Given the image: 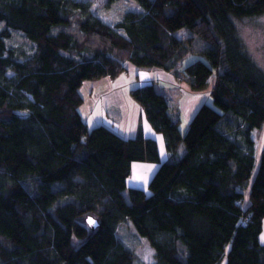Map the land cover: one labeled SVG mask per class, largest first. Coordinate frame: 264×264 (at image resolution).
I'll list each match as a JSON object with an SVG mask.
<instances>
[{
  "label": "trees",
  "instance_id": "trees-1",
  "mask_svg": "<svg viewBox=\"0 0 264 264\" xmlns=\"http://www.w3.org/2000/svg\"><path fill=\"white\" fill-rule=\"evenodd\" d=\"M135 1L111 25L80 1L0 0V264H145L117 233L126 220L154 264H264V74L236 24L263 15L264 0ZM181 29L206 42L186 65L193 38ZM12 30L29 52L9 46ZM127 63L195 91L216 76L213 105L185 135L154 82L131 90L165 160L142 123L125 138L80 112L84 85ZM138 162L158 165L147 188L129 185Z\"/></svg>",
  "mask_w": 264,
  "mask_h": 264
},
{
  "label": "crops",
  "instance_id": "crops-1",
  "mask_svg": "<svg viewBox=\"0 0 264 264\" xmlns=\"http://www.w3.org/2000/svg\"><path fill=\"white\" fill-rule=\"evenodd\" d=\"M152 82L161 92H164L163 89H169L170 86L175 87L173 86L174 79L169 72L158 68H140L132 63H127V72L120 74L115 79L104 77L100 80L88 81L84 85L85 101L80 112L89 128L104 124L125 138L135 137L138 134L140 123H142L144 133L148 137L157 139L161 158L165 160L169 153L166 150L164 138L154 132L146 120L142 106L131 96L132 89ZM176 88L178 89L177 86ZM180 100V129L181 132H186L190 121L203 102L200 101L201 96L191 94L189 90H184ZM206 102L210 101L206 100ZM183 124L184 130L181 128ZM157 168L158 165L152 163H134L128 180L129 185L147 188L149 179Z\"/></svg>",
  "mask_w": 264,
  "mask_h": 264
},
{
  "label": "rangeland",
  "instance_id": "rangeland-1",
  "mask_svg": "<svg viewBox=\"0 0 264 264\" xmlns=\"http://www.w3.org/2000/svg\"><path fill=\"white\" fill-rule=\"evenodd\" d=\"M84 2L88 5V8L96 16L102 18L104 21L111 25H115L117 21L121 20L123 16L131 10H140L138 3L135 0H74ZM238 34L241 37L244 47L252 57L254 62L259 67L262 74H264V14L257 17H248L236 20ZM4 27L3 23H0V30ZM177 36L184 38H193L192 49L189 54L184 58L183 64H189L192 62L199 51L206 45V42L196 34L192 33L187 29H181L177 31ZM8 44L11 48H14L18 53H24V51L29 52L32 49L31 42L26 38V36L20 32L12 30V37L8 39ZM174 79V84L169 89H163V92L169 100L171 109L175 113L180 111L181 96H183L184 90L190 91L191 94H198L201 96V102L205 103L206 100L210 101L213 105V100L211 97V90L216 80L214 75L210 79L208 86L200 91L193 90L190 85L183 79L177 78L172 72H169ZM178 87V89L176 88ZM197 102V101H196ZM198 103V102H197ZM179 107V109H178ZM84 108H82V111ZM184 124L181 127L184 130ZM188 130V129H187ZM187 132V131H186ZM182 131V134H186ZM264 143V132L261 133V144ZM185 152V144H182L180 152ZM125 195L128 197V190L125 191ZM117 233L119 237L126 242L137 254L140 261L145 264H154L156 262L155 250L149 241L140 236L133 224L126 220L120 223L117 227ZM261 241L264 243V230L261 235Z\"/></svg>",
  "mask_w": 264,
  "mask_h": 264
},
{
  "label": "water",
  "instance_id": "water-1",
  "mask_svg": "<svg viewBox=\"0 0 264 264\" xmlns=\"http://www.w3.org/2000/svg\"><path fill=\"white\" fill-rule=\"evenodd\" d=\"M88 220H89V224H90V226H91L93 229L96 228V227L99 225L98 219L95 218V217H93V216H89Z\"/></svg>",
  "mask_w": 264,
  "mask_h": 264
}]
</instances>
